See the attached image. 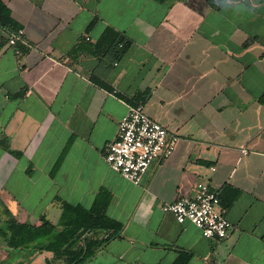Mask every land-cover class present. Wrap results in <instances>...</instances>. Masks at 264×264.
<instances>
[{"label":"crops","instance_id":"1","mask_svg":"<svg viewBox=\"0 0 264 264\" xmlns=\"http://www.w3.org/2000/svg\"><path fill=\"white\" fill-rule=\"evenodd\" d=\"M2 1L23 45L16 53L0 26V198L11 213L56 221L59 199L89 206L105 189L120 236L82 264H172L179 254L264 264V0ZM106 26L131 40L116 61L90 50ZM136 100L178 137L139 183L102 154ZM200 180L228 205L223 238L161 208ZM9 251L0 243V261ZM18 252L22 264L52 256Z\"/></svg>","mask_w":264,"mask_h":264},{"label":"trees","instance_id":"2","mask_svg":"<svg viewBox=\"0 0 264 264\" xmlns=\"http://www.w3.org/2000/svg\"><path fill=\"white\" fill-rule=\"evenodd\" d=\"M0 26L7 28L9 35L19 28L2 0ZM130 44L131 40L123 32L106 26L98 39L90 45V50L93 53L102 52L109 60L116 61L124 55ZM14 45L18 49L23 48L18 40ZM261 99H264V94ZM138 102L141 101L136 100L132 104ZM10 151L15 155L20 153L17 150ZM110 198L108 190L100 189L89 206L59 199L60 212L57 220L52 221L42 214L37 223L19 221L0 198V243L11 250L31 247L38 251H49L52 256L45 260V264H56V261H61L62 264H82L98 248L120 236L122 223L108 216L105 211ZM187 257L186 254H179L172 264H186Z\"/></svg>","mask_w":264,"mask_h":264},{"label":"built area","instance_id":"3","mask_svg":"<svg viewBox=\"0 0 264 264\" xmlns=\"http://www.w3.org/2000/svg\"><path fill=\"white\" fill-rule=\"evenodd\" d=\"M21 36L22 30L18 28L9 35L8 42L14 45ZM14 51L19 53L17 47ZM177 139L176 134L144 111L142 102L129 104L118 121L116 137L103 147V159L111 169L131 182L139 183L154 161L163 162L171 155ZM241 151L245 153L246 149ZM161 208L172 213L180 223L190 221L209 238H223L231 227L217 191L204 180L195 183L192 196H180Z\"/></svg>","mask_w":264,"mask_h":264},{"label":"rangeland","instance_id":"4","mask_svg":"<svg viewBox=\"0 0 264 264\" xmlns=\"http://www.w3.org/2000/svg\"><path fill=\"white\" fill-rule=\"evenodd\" d=\"M3 245V244H1ZM5 246V245H3ZM17 252L13 254V251H9V253L7 252V254L2 257L1 261H0V264H22V262L19 261V257L18 255H23V254H20V252L18 251H21V250H16ZM32 251V250H31ZM27 251H23V253H25ZM12 253V255L10 254ZM23 264H26L25 261L23 262ZM56 264H62L61 261H56Z\"/></svg>","mask_w":264,"mask_h":264}]
</instances>
